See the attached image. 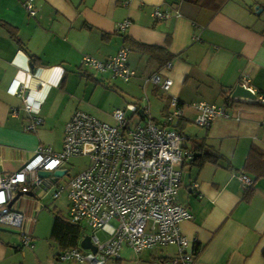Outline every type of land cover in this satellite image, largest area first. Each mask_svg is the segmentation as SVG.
<instances>
[{
	"label": "crops",
	"instance_id": "0c3cea01",
	"mask_svg": "<svg viewBox=\"0 0 264 264\" xmlns=\"http://www.w3.org/2000/svg\"><path fill=\"white\" fill-rule=\"evenodd\" d=\"M25 1L0 0V20L16 28L20 40L17 44L0 27V174L17 172L33 157L43 135L51 131L52 111L63 100L84 101L74 92V81H87L94 90L99 84L116 85L118 80L108 74L83 69L82 57L105 60L125 46L135 76L123 89L134 101L124 102L123 109L131 111L128 106H136L134 113L141 120L138 111L144 108V120L161 124L174 97L187 105L183 115L168 126L184 136L183 149L192 152L193 159L195 141L204 139L208 148L222 156L216 164L198 167L185 158L179 166L182 180L176 201L193 216L181 222L179 229L198 251L195 264H264V179L253 183L249 201L243 199L246 189L238 179L250 147L264 151L262 104L230 101L226 107L230 118L216 119L201 131L191 107L199 101L225 105L243 75L249 77L255 93L264 97V0H229L218 12L189 0H129L126 4L122 0H33L34 16L28 14ZM155 9L169 17L155 19ZM124 20L130 25L119 32ZM131 43L159 49H137ZM154 74L172 80L167 93L149 81ZM25 98L39 105L42 122L34 132L26 131L30 118L24 110ZM91 98L85 100V108L70 105L63 135L75 111L96 118L92 110L99 112L90 106ZM152 104L158 107L155 117ZM58 178L48 179L42 188L55 191ZM194 184L198 192L192 191ZM42 188L21 195L11 206L26 216L25 228L32 238ZM90 234L84 232L80 242ZM19 239L17 232L0 229V264H29L30 259H35L34 264L60 262L57 256L62 251L55 242H48L53 250L48 252L56 263L47 255L43 258L45 248L40 242L33 240L27 252ZM175 255L174 246L141 254L125 248L120 258L105 264H167Z\"/></svg>",
	"mask_w": 264,
	"mask_h": 264
},
{
	"label": "built area",
	"instance_id": "2783aa9c",
	"mask_svg": "<svg viewBox=\"0 0 264 264\" xmlns=\"http://www.w3.org/2000/svg\"><path fill=\"white\" fill-rule=\"evenodd\" d=\"M124 4L129 0H122ZM24 7L30 16L36 14L33 0H26ZM155 19H166L168 13L153 11ZM130 25L124 20L118 25L125 32ZM129 50L122 46L118 52L99 60L85 55L81 67L110 78L130 81L134 71L128 64ZM170 67V64H167ZM149 81L167 93L172 85L170 78L154 74ZM242 87L255 93L247 75L241 77ZM256 94V93H255ZM263 101L264 97L259 96ZM187 105L172 97L169 112L158 124L150 119L133 126L129 125L124 109H115V125L102 122L82 111H75L64 127L60 152L38 146L33 157L17 172L0 174V229L17 232L23 247L33 248L32 234L25 228L26 216L9 206L17 193L28 194L42 188L47 180L38 176V171H64L65 164L73 158H88L85 169L73 175L66 187L54 183L53 199L64 192L69 203L68 220L91 231L90 240L96 252L81 247L62 251L57 259L71 263L105 264L109 259H118L125 248L135 254L160 250L174 246L176 255L167 264H195L198 253L195 246L179 229V224L192 219L191 212L177 203V193L182 180L179 166L185 158L192 159L193 153L182 147L184 136L168 128L175 118L183 115ZM195 110L194 122L207 128L216 119L230 118L225 105L199 101L191 104ZM135 112L136 106H128ZM24 110L30 123L26 131L34 132L42 120L38 117L39 105L25 98ZM144 115V108L142 109ZM13 114L18 111L13 110ZM240 115V111L236 114ZM242 187L253 186L252 179L243 173L238 175ZM54 180V179H53ZM59 181V178L56 181ZM198 185L192 186V191ZM33 221V220H32ZM105 236L100 241L96 232Z\"/></svg>",
	"mask_w": 264,
	"mask_h": 264
},
{
	"label": "rangeland",
	"instance_id": "374dc122",
	"mask_svg": "<svg viewBox=\"0 0 264 264\" xmlns=\"http://www.w3.org/2000/svg\"><path fill=\"white\" fill-rule=\"evenodd\" d=\"M88 70V69H86ZM92 75H96V73L92 72ZM96 77V76H95ZM87 81H74V88L77 85V89L74 91L78 95V98L85 97L84 101L82 103H79L78 100H76L74 103H71V101L63 100L60 105L58 106V109H55L52 111L51 115V131L46 132L42 137V146L45 148H51L54 152H60L62 143H63V132L62 128L64 123L66 121L67 113L69 110V107L74 106L76 107H83L88 105H84L85 100H88L90 96L91 98V107H96V110L99 112L96 113L95 110H92V114L96 115V118L99 119L102 122L108 123L110 125H115V121L112 117L114 109L119 108L123 109L125 108V103L127 102H133L134 98H130L128 94L124 92L123 89H125L126 83L118 80L116 85H98L99 87L94 90L93 85L90 83H85ZM87 84V85H85ZM122 89V90H120ZM132 94L136 93L135 89H131ZM126 99V101L124 100ZM144 101V96H143ZM125 102V103H124ZM89 106V107H90ZM158 107L156 104H152V115L155 117V114H157ZM98 116V117H97ZM126 118L129 119V125L133 126L136 123H140V117L137 115V113H134L132 111L127 110L125 113ZM199 131L202 130V128L197 127ZM89 164L88 158L82 157V158H73L70 159L66 164L65 168L69 170V175H65L59 178L58 186L60 187H66L70 178L75 175L76 173L82 171L87 167ZM54 179V178H53ZM53 189L48 191L45 189H40L38 192V202L37 207H35L34 216L35 220H33V223L35 224V231L33 235V240L37 243L40 242L43 247L45 248V254L42 253L43 258L47 257L50 258V260H55V257L52 255L49 256V248L48 242H51L49 240V237L51 235L52 226L54 222V216L55 213H61L64 217H67L68 215V206L69 203L66 200L65 192L57 199H53ZM85 233H89L90 230L85 228ZM97 237L100 241L104 240L105 236L101 232H96ZM20 237V236H19ZM21 241V238L19 239ZM24 251L30 252V248L24 247ZM53 251V250H51ZM35 259H30L29 264H34ZM56 263V261H54ZM58 264H72L69 262H57ZM77 264V263H75Z\"/></svg>",
	"mask_w": 264,
	"mask_h": 264
},
{
	"label": "trees",
	"instance_id": "16d2710c",
	"mask_svg": "<svg viewBox=\"0 0 264 264\" xmlns=\"http://www.w3.org/2000/svg\"><path fill=\"white\" fill-rule=\"evenodd\" d=\"M197 4L199 7L210 9L214 12H218L229 0H189ZM0 27H2L14 40L17 44H20V40L17 35V29L0 20ZM135 48L146 50L148 48H154L155 50L159 49L158 47H146L142 44L131 43ZM129 50V49H128ZM171 57V56H170ZM225 106L228 104L231 105L229 98L225 99ZM261 108L264 109V103L261 105ZM136 112V111H135ZM144 115H141V121L143 120ZM196 147L194 148V158L191 163L196 164L198 167H201L205 163H214L216 164L222 156L212 149L206 146L204 139L195 141ZM241 173L248 175L253 183L258 179H264V151L251 146L246 158V161L243 165ZM253 194L252 187L247 188L244 193L243 199L249 201ZM85 231V227L73 224L68 220V217H64L61 213H55L54 222L52 226V231L49 239L52 242H55L58 245L60 251H64L71 248H76L79 246L80 239ZM262 256L264 258V249L262 250Z\"/></svg>",
	"mask_w": 264,
	"mask_h": 264
},
{
	"label": "water",
	"instance_id": "95a60500",
	"mask_svg": "<svg viewBox=\"0 0 264 264\" xmlns=\"http://www.w3.org/2000/svg\"><path fill=\"white\" fill-rule=\"evenodd\" d=\"M257 9V8H256ZM30 68L33 69V65H30ZM229 100L233 103H245V104H253V105H261L264 101L255 93H252L250 90L242 87L238 84L230 93ZM138 114L142 115V110L138 111ZM64 171L56 170L53 172L50 171H38V176L40 178L48 179V178H56L63 176ZM21 193H17L13 201L9 204L11 207L12 204L21 196ZM80 247L84 250H90L92 252H96V247L91 243L90 236L85 235L80 242Z\"/></svg>",
	"mask_w": 264,
	"mask_h": 264
}]
</instances>
